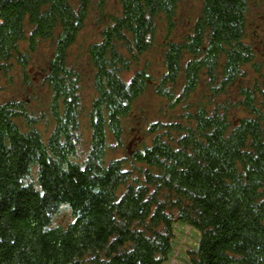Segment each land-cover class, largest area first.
I'll list each match as a JSON object with an SVG mask.
<instances>
[{"label": "trees", "instance_id": "obj_1", "mask_svg": "<svg viewBox=\"0 0 264 264\" xmlns=\"http://www.w3.org/2000/svg\"><path fill=\"white\" fill-rule=\"evenodd\" d=\"M180 1L119 0L88 45L95 96L83 150L80 76L68 52L93 0H0V80L14 65L24 71L48 40L53 124L43 137V115L0 102V264H166L177 222L198 233L190 264H264V69L245 41L248 0H202L174 41ZM163 20L155 75L142 58ZM202 82L209 100L188 102ZM231 88L245 112L234 120L229 102L216 100ZM148 90L168 109L183 106L184 120L150 123V142L127 151L124 119ZM119 147L126 156L109 157ZM63 210L70 220L53 224Z\"/></svg>", "mask_w": 264, "mask_h": 264}, {"label": "rangeland", "instance_id": "obj_2", "mask_svg": "<svg viewBox=\"0 0 264 264\" xmlns=\"http://www.w3.org/2000/svg\"><path fill=\"white\" fill-rule=\"evenodd\" d=\"M202 0H181L177 13L173 19V28L168 37L171 40H180L186 35L200 12ZM120 9L119 0H104L102 7L98 6V0H93L91 9L84 23V27L78 33L75 42L69 49L68 62L73 66L80 76V95L84 107L81 117L80 132L82 134L81 148L87 147L89 131L86 123V113L90 102L95 96L92 87L93 69L87 60V47L90 43L100 40L101 29L110 22V15H117ZM167 36L166 24L163 21L158 26L155 44L144 54L142 59L150 62L151 71L155 75L163 72L162 53L164 40ZM245 41L252 47L255 53L254 61L264 69V0H248V12L246 15ZM51 44L48 40L40 42L35 51L30 55L29 63L24 71L14 65L11 72L5 79L0 80V102L8 100H21L31 114L41 116L42 119L37 129L43 137H46L52 129V122L49 121L48 105L51 100V93L43 81L47 60L51 55ZM248 79L252 80L254 74L248 68ZM245 84V83H244ZM234 89V88H233ZM232 88L227 94L217 98L219 101L229 102V118L234 120L245 115V112L235 107L238 100ZM209 100L207 88L202 82L197 90L191 95L188 102H202ZM186 112L183 106L173 110L168 109L166 102L155 96L150 90L139 97L134 105L131 114L124 119L123 142L127 151L139 146L142 143H149L153 134L148 131L149 124L157 121L165 123L183 121L181 117ZM124 148L113 149L109 157L123 158L127 151ZM70 220L68 210H63L57 215L53 224H65ZM174 225V239L172 254L166 264H190L187 252L193 249L198 240V233L182 222Z\"/></svg>", "mask_w": 264, "mask_h": 264}]
</instances>
